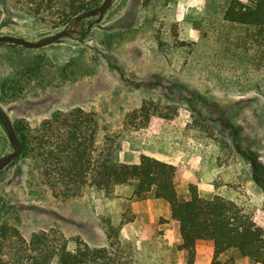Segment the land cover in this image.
Listing matches in <instances>:
<instances>
[{"label": "rangeland", "instance_id": "1", "mask_svg": "<svg viewBox=\"0 0 264 264\" xmlns=\"http://www.w3.org/2000/svg\"><path fill=\"white\" fill-rule=\"evenodd\" d=\"M231 1L114 0L83 41L76 34L40 49L0 43V105L27 136L81 109L96 124L94 158L172 165L182 200L193 187L202 199L234 201L264 235V171L253 165L256 156L264 164V89L242 74L237 56L224 57L237 35L224 18ZM33 5L0 0V35L36 42L75 20L55 27L58 12L37 16ZM12 151L0 123V158ZM52 184L30 139L0 171V229H15L27 246L44 235L53 264L60 252L76 257L73 264H253L234 252L216 258L192 222L181 228L154 192L136 198L134 183L99 190L90 180L72 197ZM8 236L3 264L19 250Z\"/></svg>", "mask_w": 264, "mask_h": 264}, {"label": "trees", "instance_id": "2", "mask_svg": "<svg viewBox=\"0 0 264 264\" xmlns=\"http://www.w3.org/2000/svg\"><path fill=\"white\" fill-rule=\"evenodd\" d=\"M103 2L32 0L34 5L30 12L37 16L58 12V22L54 24L58 27L66 25V20L71 21L84 12L98 8ZM224 18L229 29L237 32L234 39H228L230 48L225 50L224 57L228 54L237 56L238 63H242V74L248 75V78L255 77L257 90L261 91L264 89V0H249L248 3L232 0ZM239 89L244 91L246 88L240 86ZM14 128L22 151H25L26 140L30 139V154L43 175L54 183L52 188L62 186L60 195L72 197L90 180L92 186L99 190L134 183L136 198L145 199L154 192L156 198L170 204L172 219L179 221L181 228L192 222V228L199 232L201 239L213 242L216 258L234 252L253 264H264V235L252 214L223 197L202 199L193 187L188 188L189 199L182 200L177 191L179 177L176 176V168L158 160L143 157L139 164L119 166L102 157L94 158L96 124L92 116L81 109L56 114L33 136L21 132L19 126L14 125ZM253 165L256 170L264 171L259 157H255ZM2 222L0 210V226ZM8 234H12V243L19 244V250L12 254L11 264H53L54 253L47 246L44 235L34 236L27 246L18 231L2 226L0 246L9 240ZM59 255L60 259L55 264H73L76 261V257L70 254L60 252ZM0 264L3 263L0 261Z\"/></svg>", "mask_w": 264, "mask_h": 264}, {"label": "water", "instance_id": "3", "mask_svg": "<svg viewBox=\"0 0 264 264\" xmlns=\"http://www.w3.org/2000/svg\"><path fill=\"white\" fill-rule=\"evenodd\" d=\"M113 1L114 0H104L102 5L99 6L98 8L89 10L77 16L73 24H76L83 19L92 18V17H97L94 23H101L104 18L105 13L112 6ZM94 23H92L90 27H92ZM71 31L72 29L62 30L54 35L45 37L36 42H30L21 37H16L12 35H0V43L13 44V45L25 47L28 49H40V48L52 45L54 43H59L63 38L68 37ZM0 123L5 129L8 139L13 149L11 153H8L5 156L0 158V171H2L5 168H7L14 160L20 157L21 152H22V145L14 129L12 120L10 119L8 113L5 111V109L1 105H0Z\"/></svg>", "mask_w": 264, "mask_h": 264}, {"label": "flooded vegetation", "instance_id": "4", "mask_svg": "<svg viewBox=\"0 0 264 264\" xmlns=\"http://www.w3.org/2000/svg\"><path fill=\"white\" fill-rule=\"evenodd\" d=\"M107 12L105 13V15L107 14ZM105 15H104V18H105ZM92 18H93V20H91L89 23H86V20L91 19V18L83 19L76 24L70 25L69 27L66 26L64 30L72 29V31H71L70 35L68 37H65V38H72L74 35L78 34L79 35L78 39H80L82 41L85 40L86 37H88L92 33L94 28L97 27L99 24H101L104 20V18H103L101 23H94L95 20L97 19V17H92ZM92 23H94V25L92 27H90V25ZM127 29H131V26L127 27ZM65 38H63V39H65ZM156 77L162 78V76L160 74H156Z\"/></svg>", "mask_w": 264, "mask_h": 264}]
</instances>
